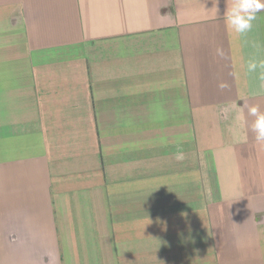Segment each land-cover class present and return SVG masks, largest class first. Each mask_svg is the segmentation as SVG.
I'll list each match as a JSON object with an SVG mask.
<instances>
[{
  "label": "crops",
  "instance_id": "obj_1",
  "mask_svg": "<svg viewBox=\"0 0 264 264\" xmlns=\"http://www.w3.org/2000/svg\"><path fill=\"white\" fill-rule=\"evenodd\" d=\"M228 6L0 0V264H264V12Z\"/></svg>",
  "mask_w": 264,
  "mask_h": 264
},
{
  "label": "clouds",
  "instance_id": "obj_2",
  "mask_svg": "<svg viewBox=\"0 0 264 264\" xmlns=\"http://www.w3.org/2000/svg\"><path fill=\"white\" fill-rule=\"evenodd\" d=\"M264 12V0H230V6L224 14L225 24L234 33L244 37L253 29V22L257 19L259 13ZM216 55L223 57L222 48L216 49ZM248 73L260 72L261 79H264V59H249L246 64ZM223 87V86H222ZM249 115L255 117L251 125V131L255 133V139L258 145L264 146V113L260 112L258 107H250Z\"/></svg>",
  "mask_w": 264,
  "mask_h": 264
}]
</instances>
